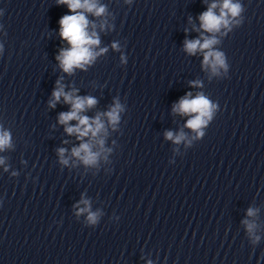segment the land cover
I'll return each instance as SVG.
<instances>
[{"label":"clouds","instance_id":"9594fccd","mask_svg":"<svg viewBox=\"0 0 264 264\" xmlns=\"http://www.w3.org/2000/svg\"><path fill=\"white\" fill-rule=\"evenodd\" d=\"M60 4H67L69 10L73 12L72 15H65L60 19V35L71 46L69 49L62 50L57 59L60 61L61 67L65 72H71L74 67H84L85 64L91 63L96 55L92 50L93 45L99 44V39L93 32L89 34L87 27L89 21L83 12H78V9H83L87 12H92L99 16L104 12V8L98 7L96 0H58ZM217 7L216 4H212L208 10L200 15L201 27L210 33L218 32L222 26L227 27L229 24V15L236 17L240 14L241 6L237 3H233L232 0H223L221 5L220 14L216 15L213 11ZM217 43L215 38H204L203 43L199 39L192 41H185V50L194 54L198 49L208 50L204 55V64L211 65L213 72H217L219 68H225L224 54L219 51H213L212 46ZM116 47V45H113ZM105 50H101L103 52ZM191 95L190 93L188 94ZM63 96L66 103H70L72 110L66 113H61L59 121L61 124L67 125L71 120H77L78 124L75 126L66 127V131L69 134L76 133L78 139H82L91 133L92 137H96L104 129L100 116L98 115L91 120L87 116H81L80 113L86 108H90L96 104V100L92 97H73L71 93H65L63 88L60 87L53 92L54 101H59ZM51 106H55L54 102ZM213 105L209 99L203 95H197L195 98L189 99L187 96L182 98L178 104L173 107L174 112L181 114H195L193 118L187 121V127L198 132V135H203L199 130L207 125L208 121L212 119ZM121 106L117 103L111 111L106 113L108 120L111 124L115 125L119 120V112ZM168 139H173L171 132L166 133ZM175 142L179 143L184 139L183 134L176 136ZM99 143L102 145L103 140ZM10 144V135L8 132H0V150ZM60 155L63 156L64 149L59 150ZM83 153V155H81ZM73 155L82 159L86 165L94 164L97 160L98 153H94L91 150L89 143H81L79 148L73 149ZM67 163V161H63ZM3 163V160H0ZM87 204V202H84ZM81 212L88 211L87 208L81 209ZM252 210H249V215H252ZM97 216L95 213L89 212L88 221L95 223ZM252 225H249V231H251Z\"/></svg>","mask_w":264,"mask_h":264}]
</instances>
